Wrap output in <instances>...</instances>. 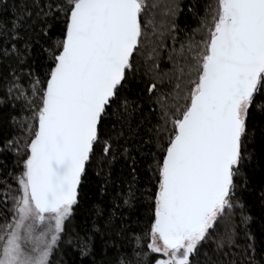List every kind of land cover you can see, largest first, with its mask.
<instances>
[{"label": "snow or ice", "instance_id": "obj_1", "mask_svg": "<svg viewBox=\"0 0 264 264\" xmlns=\"http://www.w3.org/2000/svg\"><path fill=\"white\" fill-rule=\"evenodd\" d=\"M159 8L0 0V264H264V0Z\"/></svg>", "mask_w": 264, "mask_h": 264}, {"label": "trees", "instance_id": "obj_2", "mask_svg": "<svg viewBox=\"0 0 264 264\" xmlns=\"http://www.w3.org/2000/svg\"><path fill=\"white\" fill-rule=\"evenodd\" d=\"M151 3L152 0H149ZM159 3L160 8L156 10L155 15L157 20L163 17V10L168 0H156ZM213 0H201V14L203 15V8L212 3ZM198 19L193 17L191 13L185 11V14L180 17V27L182 31L179 33L178 39L175 42V47L179 48L180 41L185 40L186 34L192 35L194 40L199 41L200 33L194 32L193 30L197 28ZM173 40L169 38L167 40L168 47L171 48L173 46ZM20 129L13 125L11 120L4 119L3 115L0 114V139H3L4 136L16 135L18 134ZM7 161L8 167H13V160L15 159L14 156L9 153L6 157H0V160ZM120 170V164L117 163L114 168V174H118ZM147 173L141 172V177H145ZM143 183V179L141 180ZM253 187H258V179H255L253 182ZM245 203L247 204V213L252 217L250 223V230L256 236L257 241L264 238V201L259 199L258 192H245L243 194ZM145 210L141 211V220L144 219ZM143 224L140 225L142 227ZM241 243H243V239H241ZM59 257L57 256L53 260V264H58Z\"/></svg>", "mask_w": 264, "mask_h": 264}]
</instances>
